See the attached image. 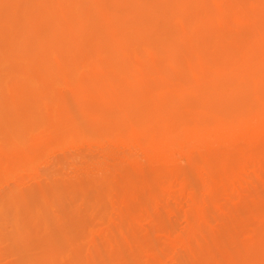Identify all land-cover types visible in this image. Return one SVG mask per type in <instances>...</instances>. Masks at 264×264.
I'll list each match as a JSON object with an SVG mask.
<instances>
[{"label": "rangeland", "instance_id": "rangeland-1", "mask_svg": "<svg viewBox=\"0 0 264 264\" xmlns=\"http://www.w3.org/2000/svg\"><path fill=\"white\" fill-rule=\"evenodd\" d=\"M70 1L0 65V264H264V0Z\"/></svg>", "mask_w": 264, "mask_h": 264}, {"label": "bare ground", "instance_id": "bare-ground-1", "mask_svg": "<svg viewBox=\"0 0 264 264\" xmlns=\"http://www.w3.org/2000/svg\"><path fill=\"white\" fill-rule=\"evenodd\" d=\"M115 1V0H114ZM128 1V0H127ZM78 2V1H77ZM85 2V1H84ZM119 1H117L116 2V4L118 3ZM83 3V2H82ZM113 3H115V2H113ZM112 3V5H113V7H114V4ZM93 4V3H92ZM91 4V5H92ZM73 5H74V2L73 1H70V0H3L2 2H0V65H2V64H6V63H10V62H13V61H16V60H19V59H10V58H12V57H14L15 56V50H13V51H11L9 48H11V47H13V45H17V44H23V42L25 41L26 42V40L28 39L26 36V33H28L27 32V30H29L30 29V27L32 28V25L34 24V23H32L33 22V20L34 19H39V17L41 18V17H43L44 15L47 17V18H49L50 16H53V15H57V14H59V15H57V16H59V18L60 19H62V21L60 22V24L58 25V28L57 29H59V30H61V31H67V32H69L70 30H74V31H78L79 29H80V27H79V22L77 21V19L75 18V17H71L70 18V20H67V22H66V20H65V16L67 17V15H69L70 14V10H71V12H72V8H73ZM86 5H87V3H86ZM84 6H85V3H84ZM88 7V6H87ZM91 7H93V6H91ZM100 8V7H99ZM95 9V8H94ZM94 9H93V13L95 12L94 11ZM117 9V8H116ZM115 9V10H116ZM104 10V9H103ZM89 12H91V10L89 11ZM119 12V11H118ZM63 13V14H62ZM95 13H97V12H95ZM98 13H99V11H98ZM91 14H92V12H91ZM117 14V13H116ZM116 14H114V15H116ZM94 16H95V14H93ZM107 15V14H106ZM111 15V14H110ZM64 18H63V17ZM74 16V15H73ZM91 16V15H90ZM105 16V15H104ZM58 18V19H59ZM91 18L92 19H94L92 16H91ZM90 18V19H91ZM83 19H84V17H83ZM109 19V18H108ZM42 20H44V19H42ZM34 21H36V20H34ZM41 21V20H40ZM91 21V20H90ZM105 21V20H104ZM52 22V21H51ZM81 22V21H80ZM85 22H88V19H87V21H85ZM117 22V21H116ZM120 22V21H119ZM37 23V22H36ZM35 23V24H36ZM83 23V22H82ZM93 23H94V21H93ZM92 23V24H93ZM111 23V22H110ZM87 24V23H86ZM113 24V23H112ZM53 25V24H52ZM84 26H86V25H84ZM89 26V25H88ZM92 26H94V25H90V27H88L89 29L92 27ZM34 27V26H33ZM55 27V26H54ZM54 27H52V28H54ZM108 27V26H107ZM110 27V26H109ZM122 27V26H121ZM125 27V26H124ZM124 27H122V28H124ZM52 28H50V29H52ZM84 29H85V27H83ZM95 28V27H94ZM106 28V27H105ZM116 28V27H115ZM49 29V30H50ZM119 29H121V28H119ZM118 29V30H119ZM14 30H17V31H14ZM85 30H87V29H85ZM93 29H91V31H92ZM95 30V29H94ZM102 30V29H101ZM105 30V29H104ZM106 30L107 31H105L104 32V34L106 33V32H108L110 29H107L106 28ZM6 31H8L9 32V34L6 32ZM47 30H45V32H46ZM55 31V30H54ZM80 31V30H79ZM44 32V31H43ZM49 32V31H48ZM72 32V31H71ZM70 32V33H71ZM85 32V31H84ZM88 32V31H87ZM99 32V31H98ZM102 32H103V30H102ZM114 32V31H113ZM19 33H25V35L26 36H18L19 35ZM47 33V32H46ZM66 33V32H65ZM76 33V32H75ZM112 33V32H111ZM116 33V32H115ZM115 33H114V35H115ZM123 33V32H122ZM36 34H37V32H36ZM40 34H41V32H40ZM43 34V33H42ZM41 34V35H42ZM81 34H82V31H81ZM95 34V33H94ZM101 34V33H100ZM29 35V34H28ZM67 35V34H66ZM72 35V34H71ZM70 35V36H71ZM44 36V35H43ZM42 36V37H43ZM46 36V35H45ZM68 36V35H67ZM72 36H75L74 34L72 35ZM84 36V35H83ZM82 36V37H83ZM87 36V35H86ZM78 37H80L81 38V36L78 34ZM77 37V39H79ZM105 37V36H104ZM103 37V38H104ZM113 37H115V36H113ZM117 38H118V36H116ZM115 37V38H116ZM25 38H27L26 40H25ZM31 38V37H30ZM29 38V39H30ZM44 38H46V37H43V39ZM49 37H47V39H48ZM97 38V37H96ZM121 38V37H120ZM129 38V37H128ZM127 38V39H128ZM68 39V38H67ZM69 39H71V38H69ZM76 39V40H77ZM45 40V39H44ZM49 40H50V38H49ZM73 40H75V38H73ZM119 40V39H118ZM34 41V40H33ZM32 41V42H33ZM52 41V40H51ZM54 41H57V40H54ZM59 41V40H58ZM68 41V40H67ZM77 41H79V40H77ZM29 42V41H28ZM32 42H30V43H32ZM53 42V41H52ZM61 42V41H60ZM70 42V41H69ZM71 42H73V41H71ZM71 42L69 43V44H71ZM76 42V41H75ZM117 42V41H116ZM119 42V41H118ZM40 43H42V42H40ZM54 43H56V42H54ZM54 43H52V44H54ZM74 43V42H73ZM59 44V43H58ZM27 46H28V44H26ZM32 46H33V44H31ZM48 45V44H47ZM120 44H118V46H119ZM124 45H125V43H124ZM26 46V47H27ZM45 46V45H44ZM54 46V45H53ZM62 46V45H61ZM22 47V46H21ZM41 47V46H40ZM56 47V46H55ZM30 48H31V46L29 47V50H30ZM38 48V47H37ZM62 49L64 48V47H61ZM55 49V48H54ZM67 49H69V47L67 48ZM25 50H27L26 48H25ZM53 59V58H52ZM26 61H27V63H26V66L28 67H25V68H22L24 71L22 72V71H15V72H12V73H10V76L12 77V78H14V76L16 75L18 78H24V77H26L27 76V71H32L33 70V68L31 67V65H33L34 66V64H32L33 62H35L34 60L35 59H25ZM49 61L51 60V59H48ZM48 60H46V61H48ZM36 61H39V60H36ZM41 61V60H40ZM52 61V60H51ZM50 61V62H51ZM43 62V61H42ZM41 63V62H40ZM54 63V62H53ZM46 64V63H45ZM50 65V64H49ZM46 66V65H45ZM50 66H52V65H50ZM30 67L32 68V70L30 69ZM47 68V67H46ZM48 68H50L49 66H48ZM52 68V67H51ZM51 68H50V70H51ZM54 68V67H53ZM27 69H29V70H27ZM48 70V69H47ZM54 70V69H53ZM52 70V71H53ZM35 71V70H34ZM33 72V71H32ZM23 76V77H22ZM18 78H16V79H18ZM15 79V78H14ZM17 125V124H16ZM18 126V125H17ZM21 126V130H22V128L23 129H25V128H27L28 127V124H24V123H21L18 127H20ZM9 128H11V127H9ZM13 126H12V130H10L9 129V131H14L15 130V128H14V130H13ZM18 129H20V128H18ZM17 130V129H16ZM15 130V131H16ZM15 131L13 132V133H10V137H11V134H13L14 135V133H15ZM22 131H24L23 133H25V130H22ZM21 133V132H20ZM19 133V130L17 131V134L19 135L20 134ZM22 133V134H23ZM16 134V135H17ZM26 134V133H25ZM19 137H21V136H19ZM39 137L40 136H38V137H36L35 138V141H34V146L35 145H37V141H38V139H39ZM15 138V137H14ZM13 138V139H14ZM12 139V138H11ZM13 139H12V142H15V141H13ZM15 139H17V137L15 138ZM21 140H24V138L22 139L21 138ZM20 140V138H18L17 139V142H20L21 141ZM9 141H11L10 139H9ZM8 141V147H9V144H11V142H9ZM162 141V140H161ZM17 142H15V144L17 143ZM22 142V141H21ZM168 142H170V141H167L166 143H160V144H157L158 146H161V147H163L164 145H167V143ZM14 144V143H13ZM19 144V143H18ZM22 144V143H21ZM21 144H19V147L20 146H22ZM25 144V143H24ZM1 146H2V148H3V151L4 152H2L4 155L2 156V157H4V156H7L8 155V153H10V152H13V151H11V150H15V152H16V148H15V145H14V147L12 146V148L13 149H11V148H7V146H3L2 144H1ZM16 146H18V145H16ZM24 146V145H23ZM11 147V146H10ZM21 149V148H20ZM22 149H23V147H22ZM21 149V150H22ZM19 150V149H18ZM17 150V151H18ZM20 150V151H21ZM20 151H18V152H16V153H19ZM21 152H23V151H21ZM20 152V153H21ZM15 153V154H16ZM13 155V153L11 154V156ZM16 155H19V154H16ZM16 155H14V156H16ZM21 155V154H20ZM10 156V155H9ZM1 157V158H2ZM18 157V156H17ZM12 158V157H11ZM14 158H16V157H14ZM3 171V170H2ZM11 207H12V205L8 208L9 209V211L11 210ZM6 211V210H5ZM1 223V222H0ZM65 252H68V251H71V250H69V249H67V250H64Z\"/></svg>", "mask_w": 264, "mask_h": 264}]
</instances>
